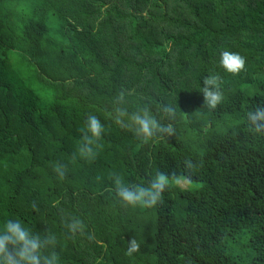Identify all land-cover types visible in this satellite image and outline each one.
Listing matches in <instances>:
<instances>
[{
	"label": "trees",
	"instance_id": "trees-1",
	"mask_svg": "<svg viewBox=\"0 0 264 264\" xmlns=\"http://www.w3.org/2000/svg\"><path fill=\"white\" fill-rule=\"evenodd\" d=\"M222 51L246 69L227 72ZM217 73L210 109L203 80ZM121 91L129 113L148 107L162 124L172 105L176 136L116 124ZM259 105L264 0H0V232L13 220L55 235L60 264H264V135L246 119ZM90 114L103 148L73 161ZM186 159L193 188L169 187L154 207L126 206L109 178L148 186L158 171L186 174Z\"/></svg>",
	"mask_w": 264,
	"mask_h": 264
},
{
	"label": "clouds",
	"instance_id": "clouds-1",
	"mask_svg": "<svg viewBox=\"0 0 264 264\" xmlns=\"http://www.w3.org/2000/svg\"><path fill=\"white\" fill-rule=\"evenodd\" d=\"M221 66L229 73L238 75L246 69V58L239 53L230 51L221 52ZM222 77L217 74L206 76L203 80L204 103L210 109H215L223 100L221 84ZM125 93L121 91L114 100V120L121 128L134 131L138 137L147 141L154 138H170L176 136L173 121L176 119V109L170 104L161 105L164 119L168 121L162 124L155 116L150 114L148 107H137V110L129 113L126 107ZM250 131L264 135V105L249 110L246 116ZM82 142L72 154L71 159L75 161L78 157L89 162L95 160L98 151L103 148L100 143L105 127L100 119L90 114L86 120L85 128L80 129ZM187 170L184 175H171L157 172L148 186L127 185L123 178L117 173H110L109 178L113 181L117 196L126 206L154 207L163 203V193L173 186L182 187L190 182L192 174L198 165L190 159L184 161ZM53 171L58 178L64 179L67 175L68 166L63 163H55ZM101 177H97L100 180ZM69 232L75 234L84 233L85 225L79 218H71L66 222ZM56 244L55 235L48 234L41 237L39 234L25 228L20 221L9 220L0 232V264H60V257L55 251L48 252L50 247ZM140 250V244L136 238L128 242L127 255H132Z\"/></svg>",
	"mask_w": 264,
	"mask_h": 264
},
{
	"label": "rangeland",
	"instance_id": "rangeland-1",
	"mask_svg": "<svg viewBox=\"0 0 264 264\" xmlns=\"http://www.w3.org/2000/svg\"><path fill=\"white\" fill-rule=\"evenodd\" d=\"M194 182H186L182 187L183 188H193V186H194V184H193Z\"/></svg>",
	"mask_w": 264,
	"mask_h": 264
}]
</instances>
